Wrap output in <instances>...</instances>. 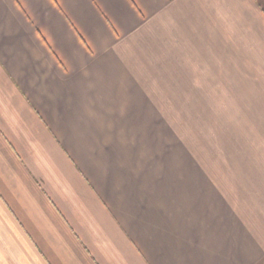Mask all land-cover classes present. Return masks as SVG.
Listing matches in <instances>:
<instances>
[{"label":"crops","instance_id":"0c3cea01","mask_svg":"<svg viewBox=\"0 0 264 264\" xmlns=\"http://www.w3.org/2000/svg\"><path fill=\"white\" fill-rule=\"evenodd\" d=\"M0 264H264V0H0Z\"/></svg>","mask_w":264,"mask_h":264}]
</instances>
